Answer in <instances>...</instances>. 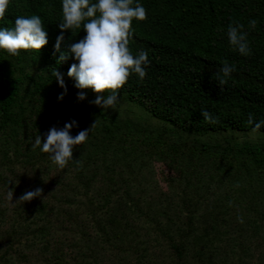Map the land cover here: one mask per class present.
Wrapping results in <instances>:
<instances>
[{"label":"trees","instance_id":"1","mask_svg":"<svg viewBox=\"0 0 264 264\" xmlns=\"http://www.w3.org/2000/svg\"><path fill=\"white\" fill-rule=\"evenodd\" d=\"M135 3L145 7L147 18L133 20L134 35L129 48L134 56L141 50L146 51L150 63L145 67V78L140 79L138 74L132 73L128 82L118 90L119 96H125L142 109L143 117H152L170 132L193 136L197 144L170 145L173 155L170 167H179L175 171L176 177L168 179V192L159 191L154 196L152 193L156 188L153 185H139V188L136 184L135 188L139 190L136 193L141 194L139 197L132 195L135 190L133 180L136 171L144 168L146 163L139 162L144 151L136 147L152 146L157 142L166 144V129L158 130L160 134H152L150 127H146L148 132L136 137L137 144H123L118 148L124 153V156H117L125 158L127 175L115 177L116 168L106 164L105 171L109 176L105 177V182L110 190L100 193V197L88 204H92L88 206L89 213L102 233L100 242L103 248L114 253V257L137 253L140 258L136 264H152L149 259L152 243L147 234L154 228L157 233L167 238L170 236L172 241L178 238L171 243L177 257L176 264L188 255L189 250L199 264H214L217 256L221 264H233L227 253L217 251L226 234V224L233 216L230 210L235 208L236 219L243 216L249 221L246 231L242 227L233 230L237 245L242 248L237 264H242L241 259L251 248L249 242L258 240L264 232L261 230V223L264 224V140L243 142L237 146L234 143L231 147L229 140L222 146L219 138L223 135L224 142V136L229 132L252 131L254 125L247 123L249 113L254 114L256 121L264 120V0H134ZM32 15L41 17L48 43L40 51L20 50L19 56L0 49V131L12 128L14 132L17 127L28 125L25 115L28 111L27 115L33 116L32 126L36 127L32 133L41 134L44 120L53 117V109L61 101L58 96L64 92L55 79V70L65 78L67 93L62 100L72 103V113H91L100 117L97 130L89 141L94 153L104 155L99 142L106 141L103 150H110L108 146L120 135L127 137L142 130V124L136 120L118 121L115 116H107L100 106L91 103L90 97L78 99L79 91L88 89L78 90L74 78L67 75L70 66L78 61L72 55L64 61L59 57L86 33L82 26L75 31H65L61 52L55 50L57 37L61 34L58 24L63 21L62 0H11L5 18L0 20V28H13L18 16L27 18ZM253 19L257 21L255 29L249 27V21ZM235 23L243 24V30L248 33L252 49L250 56L240 55L229 44L227 29L229 24ZM225 61L234 65L235 70L226 78L227 84L219 87L216 73ZM70 81L73 84L68 85ZM202 109L218 117V123L205 122ZM256 132L264 137V127ZM211 138H215L212 143L209 142ZM37 150L41 152L40 148ZM236 154L249 157L257 175L256 186L242 185L245 177H240L233 164ZM205 159L217 166L216 176L209 167L207 170L202 168ZM225 160L228 172L222 173ZM80 180L87 193L95 177ZM152 182L153 179L150 184ZM214 183L225 190L216 201L213 213L206 215L207 203L205 196L201 195ZM175 184L182 187V193L174 189ZM114 194L115 199L112 198ZM141 197L145 198V210L138 204ZM46 206V202H40V212H44ZM137 212L147 215L150 221L139 225L143 234L132 224ZM204 218H211V221L205 219L201 224ZM39 230L41 235L50 234V227ZM99 259L104 261L101 257ZM119 264L132 262L125 260ZM261 264H264V254Z\"/></svg>","mask_w":264,"mask_h":264},{"label":"rangeland","instance_id":"2","mask_svg":"<svg viewBox=\"0 0 264 264\" xmlns=\"http://www.w3.org/2000/svg\"><path fill=\"white\" fill-rule=\"evenodd\" d=\"M63 79L65 81V78ZM70 84H73V82L70 81L68 85ZM79 92H84L87 97H90V101L96 99L97 94L91 89L80 90ZM71 105L70 101L61 100L53 109L54 118L44 120L45 125L42 127L40 136L43 143L51 128L55 127L60 130L63 129L65 124L76 121V125L72 127L70 133L75 137L81 130L89 129L97 121L96 127L92 132H89L87 141L83 145H77L73 148V158H75L73 160L78 159L79 164L70 161L64 169H60L53 163L48 153L40 152L37 150L38 148L32 149V144L38 134L32 133V130L36 127L32 126L33 116L29 117L27 115L28 111L25 112L28 125L17 127L14 132H12V128L0 131V264H119L125 260L136 264L140 258L137 253H126L114 257L112 256L114 253L103 248L102 242H100L102 233L95 226L96 220L88 210V206H92V204L88 205L91 203L90 200L93 199L94 202L101 196L100 193L110 190V186L105 182V177L109 176L105 171V165L116 168L115 177L127 175L128 170H125L128 169L125 164L126 160L118 157L119 155L124 156V153L118 148H121L123 144H131L132 146L137 144L136 137L146 134L148 132L145 129L146 127H150L149 130L152 134H160L165 128L166 144L163 145L161 142H157L152 146L136 147L144 151L139 162L146 163V166L140 171H136L135 181L133 180L135 190L132 195L136 194L135 197L141 196L140 193H136L139 191L135 188L136 184L138 187L139 185L144 187L147 184L156 188L152 194L157 196L160 193L159 191L168 192V179L177 175L175 171L179 166L170 167V160L173 157L171 150H169L170 145L177 143L181 145L197 144L193 136L185 135L182 132L180 134L170 132L161 122L147 115L143 117V110L121 95L115 109H104L102 107L101 109L107 116H115L114 118L118 121L130 118L140 122L142 130L127 137L120 135L119 139L113 140L112 144L108 146L110 150H103L106 141L99 142V147L104 155L101 152L94 153L93 146L89 144V141L91 135L97 130L100 117L91 113L76 115L70 110ZM224 137V142L222 141L223 135L219 138L222 146H225L224 143L229 140L231 144L228 145L231 147L234 146V143L237 146L243 142L256 143L264 140L261 134L253 131L229 132ZM214 139L211 138L209 142H214ZM123 140L124 142H122ZM223 164L221 172L227 173L226 160L223 161ZM233 164L238 169L240 177H245L242 185L256 186L257 180H255V177L257 175L247 155L236 154ZM207 167L216 176L217 166L205 159V165L202 168L207 170ZM83 177H95L87 193L84 192V185H81L80 179ZM138 177L140 182H138ZM151 179H153L152 184H150ZM39 182L40 185H38ZM219 187L220 185L217 186L214 183L204 195H201L205 196V202L207 203L205 207L206 215L213 213L217 206L216 201L224 193L225 188ZM36 188L43 189L40 197L24 203L17 202L22 194ZM181 188L176 184L174 186V189L179 193H182ZM10 191L13 193L12 199L10 198ZM142 196L145 197V194ZM112 198L115 199L116 195L114 194ZM144 199L141 197V201L138 202L142 210L146 208ZM43 201L47 203V206L44 212H40L38 206ZM230 211L233 216L226 224L227 229L224 230L226 234L221 238L222 243L218 244L220 249L217 252L227 253L231 262L237 264V257L242 254L240 252L242 248L237 245L236 234L233 230L236 227H242L246 231L249 221L247 217L239 216L243 217V223H240L236 219L237 214L235 212H237V209L232 208ZM101 218L103 217L101 216ZM133 218L132 224L143 234L142 230L139 229V225L150 223L147 215L137 212L133 215ZM205 219L200 223L202 224ZM207 221L210 222L211 218ZM261 226L263 231L264 224L261 223ZM41 227H50V234L41 235L39 230ZM220 230L222 229L220 228ZM148 233L149 242L152 243L149 246L151 263L176 264L177 257L171 243L177 241L178 238L172 241L169 239L170 236L167 238L166 235L157 233V229L154 228L149 229ZM119 234L122 233L119 232ZM249 245L251 248L241 259V263L261 264L264 254V232L258 240L253 243L249 242ZM99 257L104 261H99ZM218 259L217 256L214 264H221ZM178 263L199 264L197 259H194L192 250H189L188 255L183 260H179Z\"/></svg>","mask_w":264,"mask_h":264},{"label":"clouds","instance_id":"3","mask_svg":"<svg viewBox=\"0 0 264 264\" xmlns=\"http://www.w3.org/2000/svg\"><path fill=\"white\" fill-rule=\"evenodd\" d=\"M11 0H0V20L6 16ZM134 0H62L63 21L58 24L61 34L57 37L55 50L61 52V44L64 41V32L75 31L81 26L86 35L79 42L68 46L67 51L61 52L60 61L68 59L69 55L74 56L78 64L70 66L67 75L74 78L77 89H91L96 93V99L91 103L104 109H115L119 99V89L127 82L132 73L138 74L140 79L145 78V67L149 65L148 54L141 50L138 55H133L129 48L130 40L134 35L132 27L133 20L143 21L147 18V10L140 3ZM98 14V15H97ZM87 21V22H85ZM257 21H249V27L255 29ZM244 25L235 23L229 24L227 35L229 44L242 56L252 55V49L248 41V33ZM48 34L44 28L40 16L30 17L18 16L15 19L13 28H0V49L5 50L9 55L19 56L20 50L40 51L48 43ZM235 70L227 61L216 73V82L219 87L227 84V77ZM55 79L59 86L64 89L58 99L62 100L67 93L63 75L54 71ZM109 94L106 95L105 93ZM84 92L78 93V99L84 100ZM201 115L205 122L210 124L218 123V117H213L208 111L202 109ZM249 125H254L253 132L264 127V120L256 121L254 114H248ZM97 121L89 129L81 130L75 137L71 129L76 121L65 124L63 129L51 128L42 143L41 136L37 135L32 144V149L40 148L48 153L50 159L60 169H64L70 161L79 164V160H73V148L83 145L89 138V132L96 127ZM43 189L36 188L28 191L19 197L17 202L31 201L42 195ZM10 198L13 193L10 191ZM232 206V202H229ZM243 223V217L237 218Z\"/></svg>","mask_w":264,"mask_h":264}]
</instances>
